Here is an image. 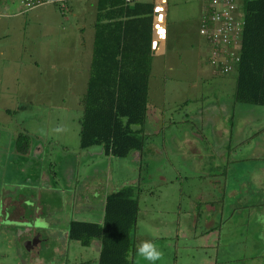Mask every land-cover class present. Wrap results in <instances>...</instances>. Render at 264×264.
I'll return each mask as SVG.
<instances>
[{
    "label": "rangeland",
    "instance_id": "374dc122",
    "mask_svg": "<svg viewBox=\"0 0 264 264\" xmlns=\"http://www.w3.org/2000/svg\"><path fill=\"white\" fill-rule=\"evenodd\" d=\"M91 2L92 4L87 0L71 1L65 9L42 6L18 17L11 16L23 8L16 2L0 18V32L4 37L0 47L5 50V56L0 60V217L4 211L7 219L6 223H0V264H76L96 259L97 251L94 247L80 248L75 242L63 239L67 228L66 219L70 214L69 197L71 198L70 193L62 186L63 170L71 174L75 169L70 160L67 165L60 163L64 147L65 152L74 153L78 150L77 131L81 114L76 101L78 95L71 92L67 96L65 88L74 77L78 52L76 44L81 37L89 49L94 13L93 1ZM201 3L204 4V0H167L170 41L173 42L174 37L181 42L183 50L188 48L187 44L193 49L196 47L193 45L197 42L190 24L195 25ZM17 19L24 24L21 30L17 29ZM185 54L189 55V52L186 50ZM185 54L181 55L178 62L182 73L187 72L189 64L183 58ZM200 62L203 63V57ZM35 63L37 67L33 66ZM186 76L192 75L187 72ZM235 76V72L226 76L216 75L210 82H204L203 91L206 96L202 105L215 106L216 100H223L227 104L230 93L233 94L234 91ZM221 80L228 81L223 93L216 87L218 84L214 83ZM81 84L80 78L79 85ZM52 85L56 92H53ZM213 92L215 97L211 95ZM170 94L171 91H167V98ZM178 101L179 99H174L173 102ZM242 106L245 109V114L242 115L244 121L264 119L263 107L256 106V110L249 113L250 107ZM190 107L201 108V102ZM260 124L263 130L252 136L251 140L254 143L258 140L259 146L264 149V120ZM193 125L202 129V134L212 140L210 126L206 121L201 124L199 120H193ZM58 126H62L65 131L55 132L54 129ZM18 133L26 134L31 142L37 140L41 144L40 158H18L11 154L13 138ZM260 156V160L255 162L229 161L226 164L216 159L195 162L193 158L175 161L171 157L170 162H150L147 167H141L138 181L139 218L134 233V246L137 247L145 238L157 235L162 237L155 242L163 253L162 264H173L175 253L177 264L204 261L205 259L191 258L192 249L185 247L191 244L190 240H185L186 236L192 235L194 230L196 234L204 230V214L201 215V224L192 229L187 199L201 194L202 197L211 196L213 200H217L216 192L210 195L208 183L217 181L219 187H222L224 173L223 180L230 195L224 198L222 206L223 223L219 232L217 264L226 259L229 264H241L243 252L245 256H250L254 251L264 250V239L259 240L260 235L264 237V150ZM112 161L109 173L107 172L110 176L113 173L117 176L118 171H125V160L115 158ZM106 163L108 165L109 162ZM201 170L207 175H194ZM104 173L99 179L102 182L107 181ZM125 173L124 176L118 174L119 177L115 180L125 184V180H130L132 176L130 168ZM52 174H55L54 178ZM176 174L181 176V181L165 185L159 183L160 175L175 180ZM90 177L87 192L94 186L100 187V181L94 183L92 175ZM185 177L187 178L184 180ZM43 178L49 179L48 188L42 185ZM17 185L21 188L18 195L29 201V207L19 215L26 223L19 225L17 207L7 204L3 208L1 205L3 197L7 201H17ZM78 189L77 186L75 191ZM2 190L10 194L5 195ZM92 197L90 193L84 194L88 203L94 202ZM178 197L181 199L179 204L175 203ZM244 206L255 207L247 210ZM216 211L214 207L209 210L214 216L215 225L218 224ZM176 230L178 236H185L176 240ZM34 232L38 236L37 247L25 252L24 244L27 238L32 239ZM200 243L197 241L192 244ZM144 260L139 256L136 263L143 264ZM251 264H264V255L258 260L254 259Z\"/></svg>",
    "mask_w": 264,
    "mask_h": 264
},
{
    "label": "crops",
    "instance_id": "0c3cea01",
    "mask_svg": "<svg viewBox=\"0 0 264 264\" xmlns=\"http://www.w3.org/2000/svg\"><path fill=\"white\" fill-rule=\"evenodd\" d=\"M75 1V0H72ZM92 4L93 1V21L91 24L92 27V36H93V25L95 23L96 13H97V3L98 0H87ZM19 3L21 5L22 0H0V18L3 16V12H7L11 10L15 3ZM71 2V1H70ZM134 4H145L150 5L151 10V0L149 2H145L143 0H136L129 4H125L124 0L122 1V5L131 9ZM68 7V4L66 5ZM65 7V8H66ZM63 8V9H65ZM37 8L33 9L36 10ZM204 4L201 3L199 8V15L196 17L195 25L190 24L195 34V44H193L195 49L188 45L186 49L189 52V55L185 54L186 50L181 48V42H178L173 37L174 41H170V35L168 34V25H167V8L165 12V26H166V36L165 41L159 45L158 50L155 52H150L149 50V73L147 78V94H146V113H145V121L141 127V133L144 138L143 140V148L140 152H130L129 155L122 160L126 163L123 164L125 167V171L117 172V176H110L109 173V164L113 161V157L106 156L103 154L102 149L100 147H91L84 150L78 149L77 143V151L74 153L64 152L62 153V157L60 158V163L62 165H67L69 160L73 163L74 172L70 174L69 172L63 170V182L62 186L67 189V193H70L71 198L69 197V217L66 219V232L63 235V239L66 242H69L67 238V229L68 225L72 222L78 223H91V224H101L103 218L104 211V202L105 198L111 194L116 192L117 190L123 187H135L137 186V208H138V199H139V173L141 167H147L150 162H170L171 157H174V160L185 161L193 158L195 162L210 159V160H218L224 164L229 161H259L260 155L263 153V148L259 146L258 140L256 143L251 140V137L258 134L261 130V121L250 120L248 122L242 119V115L245 114V109L240 104L234 103V91L229 95L228 103L221 100L220 102L216 100L217 105L215 106H203V100L206 96L203 91V83L210 82L213 80V77L218 75L215 71H213L206 63L205 55H206V47L202 40L197 35V30L199 27L200 17L203 13ZM30 10V11H33ZM28 11H24L23 9L20 12L12 14L11 16L17 15L20 16L23 13ZM149 19L151 21L150 13ZM17 29H23L24 24L22 21L17 19ZM1 30V29H0ZM149 31L151 37L150 30V22H149ZM92 36L91 42L86 47V42L81 37L78 43L76 44L77 56H76V64L74 77H72V81L65 88L67 96L70 93L76 92L77 105L80 110L79 101L82 98L85 92L86 81L88 78V70L89 63L91 58V49H92ZM149 37V41H150ZM4 39L3 33L0 32V43ZM21 41V39H20ZM19 41V42H20ZM17 42V43H19ZM185 47V44H184ZM182 52V53H181ZM189 64L186 71L191 73L192 76H186V73H182L181 68L178 67V62L183 55ZM5 50L0 47V60L4 58ZM203 57V63L201 64L200 58ZM33 66L37 67L35 63ZM187 66V65H186ZM236 71V70H235ZM220 76V75H218ZM80 78L82 80V84L79 85ZM214 83L218 84L220 91L227 88L228 81H214ZM169 84V85H168ZM53 92L54 85H52ZM233 89L235 90V84L233 85ZM167 91H171L169 98H167ZM216 93V91H215ZM223 93V91H222ZM75 95V96H76ZM215 97L214 92L211 94ZM222 96V94H220ZM220 96V97H221ZM174 99H179L178 102H173ZM201 102V108L196 109L195 107H190L195 103ZM221 103V104H220ZM249 113L256 110L254 109L256 106H249ZM243 108V109H242ZM253 119V118H252ZM193 120H199L201 124L206 121L210 126V133L212 136V140L207 139L202 134V129H198L193 125ZM138 129V128H135ZM175 131H172V130ZM179 129L181 131L179 132ZM78 138V131H77ZM12 140V139H11ZM209 140V143L208 141ZM12 142V141H11ZM33 143V144H32ZM204 145L206 148H204ZM261 145V144H260ZM42 153V146L36 140L35 142H31L29 140V150L26 155L19 156L15 153L13 147L11 154L13 156L20 157H28L32 156L33 159L40 158ZM258 155V156H257ZM235 157L237 160H235ZM106 162H109L108 165ZM122 168V167H121ZM131 170V178L130 180H125V184L122 181H116V177H119L118 174L124 176L127 169ZM229 167L227 166V173ZM105 172V173H104ZM108 172V173H107ZM106 174L107 181L102 182L103 180H99L102 174ZM196 172L194 175H202L206 176L207 174L204 170ZM73 174V175H72ZM88 174V175H87ZM92 175V181L94 183L97 180L100 181V187L96 188L95 186L91 188L89 192H87V184H89L90 176ZM224 175V173H223ZM222 175V187H219V183L217 181H210L208 183L210 187V195L216 192L217 200H213L210 196L202 197L200 196L194 197L190 199L188 197V207L190 209L191 220L190 224L192 229L195 228L198 224H201V215L204 214L203 225L204 230L200 233H195V230L192 232V235L186 236L185 240H190L191 244L185 246L186 248L192 249L191 258H197L199 260H203L202 262H196L194 264H217V255L219 251V232L221 230V224L223 223L222 219V206L224 198L230 195V190L227 188L226 182L223 180L224 176ZM73 176V177H72ZM108 176V177H107ZM177 178L175 180L166 179L163 175L159 177V183L162 184H172L175 181H181V176L176 174ZM44 177V176H43ZM52 177H55V174H52ZM210 177V176H209ZM46 178V177H45ZM43 178L42 185L47 188L50 186L49 179ZM49 178H51L49 176ZM187 177L184 178V180ZM88 180V181H87ZM96 185V184H94ZM262 184H259V186ZM79 187L77 191H75L76 187ZM264 186V185H262ZM20 186L17 185V201H7V198L3 197L1 200V205L4 208V205L11 204L14 208L17 207V225L25 224L22 218H19V215L24 212L29 204L27 199L18 195L20 191ZM71 189V192H70ZM4 190V189H3ZM2 190V191H3ZM90 193L93 195V203H88L84 199V194ZM3 194H10L7 191H3ZM79 195V196H78ZM207 195V194H206ZM175 201V197H174ZM179 197L175 203L179 204ZM216 208V221L218 224H214V216L209 213V210L212 208ZM255 206H250L247 208L244 206V209H251ZM202 208V211H201ZM204 210V211H203ZM203 212V213H202ZM93 216V218H90ZM10 216L8 215V219ZM139 218V208L137 212V221L136 227L138 224ZM6 223V213L3 211L2 216L0 217V223ZM14 223H16L14 221ZM24 227V226H23ZM178 228V224H176ZM26 228V227H24ZM27 229V228H26ZM133 232V244H134V233ZM27 231V230H26ZM32 234V239L27 238V242L24 244L25 252L32 251L35 247H37L36 240L38 236ZM217 234V235H216ZM185 235L178 236V231L174 235L176 240L184 237ZM216 236V239H215ZM259 240H263V236H259ZM162 239L160 236H151L145 238L144 240H151L153 242H158V240ZM197 241L201 243L199 245L192 244ZM71 242V241H70ZM73 242V241H72ZM216 242V243H215ZM78 246L79 244L75 242ZM39 245V244H38ZM68 246V244H67ZM80 248H83L79 246ZM94 247L95 251H97V255L99 252L100 244L98 241L93 240L90 242L89 246L86 248ZM138 247V246H137ZM137 247L134 246V254L132 256V264H137L136 260L139 258L137 254ZM184 247V246H183ZM225 254V253H224ZM177 254H174L173 264H177ZM227 255V254H225ZM264 250L254 251L250 256H245L243 252L242 259L240 260L241 264H251L253 260H258L263 257ZM97 259V256H96ZM96 259L93 261L85 260L78 262L76 264H95ZM252 260V261H251ZM143 264H149V261H142ZM155 264H162V259L155 262ZM221 264H229L228 260H223Z\"/></svg>",
    "mask_w": 264,
    "mask_h": 264
},
{
    "label": "trees",
    "instance_id": "16d2710c",
    "mask_svg": "<svg viewBox=\"0 0 264 264\" xmlns=\"http://www.w3.org/2000/svg\"><path fill=\"white\" fill-rule=\"evenodd\" d=\"M122 1L98 0L78 120L79 150L100 147L104 155L119 159L143 148L150 37V5L134 4L129 9ZM240 12L243 26L234 103L264 108V0H240ZM13 149L26 155L28 136L18 133ZM136 191L137 187H123L109 194L101 224L72 222L68 240L83 248L98 241L95 264H132Z\"/></svg>",
    "mask_w": 264,
    "mask_h": 264
},
{
    "label": "built area",
    "instance_id": "2783aa9c",
    "mask_svg": "<svg viewBox=\"0 0 264 264\" xmlns=\"http://www.w3.org/2000/svg\"><path fill=\"white\" fill-rule=\"evenodd\" d=\"M72 0H22L24 11L42 6L65 8ZM136 0H124L129 4ZM167 0H151L149 41L150 52L158 50L165 41V12ZM240 0H204L197 35L205 44L207 65L220 76L235 72L239 63L242 36Z\"/></svg>",
    "mask_w": 264,
    "mask_h": 264
},
{
    "label": "clouds",
    "instance_id": "9594fccd",
    "mask_svg": "<svg viewBox=\"0 0 264 264\" xmlns=\"http://www.w3.org/2000/svg\"><path fill=\"white\" fill-rule=\"evenodd\" d=\"M122 120L126 121L127 117H123ZM54 131L60 133L65 131V129L62 126H58ZM137 254L149 261V264H155V262L161 260L163 256L162 251H160L156 243L151 240H142L137 247Z\"/></svg>",
    "mask_w": 264,
    "mask_h": 264
}]
</instances>
